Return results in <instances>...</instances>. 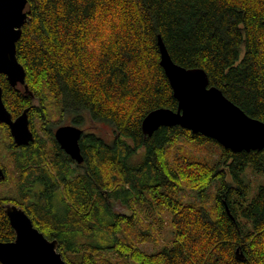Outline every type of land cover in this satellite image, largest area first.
Instances as JSON below:
<instances>
[{
	"label": "trees",
	"instance_id": "obj_1",
	"mask_svg": "<svg viewBox=\"0 0 264 264\" xmlns=\"http://www.w3.org/2000/svg\"><path fill=\"white\" fill-rule=\"evenodd\" d=\"M27 9L17 54L34 95L5 74L0 85L14 118L30 109L35 136L17 145L0 122V240L15 238L5 210L14 203L69 264H264V181L254 191L249 179L264 176V149L235 152L180 125L142 129L153 109L178 108L158 35L175 62L204 68L264 121V0H28ZM88 118L115 136L84 131L78 164L54 125ZM166 223L170 243L142 248Z\"/></svg>",
	"mask_w": 264,
	"mask_h": 264
},
{
	"label": "water",
	"instance_id": "obj_2",
	"mask_svg": "<svg viewBox=\"0 0 264 264\" xmlns=\"http://www.w3.org/2000/svg\"><path fill=\"white\" fill-rule=\"evenodd\" d=\"M28 0H0V75L5 74L11 85L22 84L26 93L34 95L26 83V70L19 61L17 42L30 16ZM161 65L169 78L178 108L159 107L150 111L142 121L144 133L152 135L161 126L180 125L194 133H202L219 141L235 152L264 149V121L250 116L225 95L210 85L202 67H185L175 62L162 38L158 35ZM29 108L13 116L3 99L0 85V122L6 123L17 145L29 144L35 136L31 127ZM55 138L74 160L82 163L85 157L80 140L83 129L72 124L56 128ZM6 177L0 165V179ZM15 230V238L0 240V262L3 264H69L59 251L58 239H49L35 226L22 207L5 205Z\"/></svg>",
	"mask_w": 264,
	"mask_h": 264
},
{
	"label": "rangeland",
	"instance_id": "obj_3",
	"mask_svg": "<svg viewBox=\"0 0 264 264\" xmlns=\"http://www.w3.org/2000/svg\"><path fill=\"white\" fill-rule=\"evenodd\" d=\"M37 122V121H35ZM70 121L64 120V122H59L61 124H68ZM39 125V122L36 123ZM61 124H58L61 125ZM55 129L58 127L56 124L54 125ZM81 128L84 129V131H94L99 134H101L103 137H105L107 140H112L115 136L114 129L113 127L106 122H101V121H91L89 118L87 119L86 123L82 126ZM249 179L251 181V184L253 185V190L255 191L257 185L264 181V176L257 175L254 173H249ZM186 200L191 201L196 198V194L192 192H187L185 195ZM114 210L120 213H126L130 214V210L127 209L124 205H122L120 202H114L113 204ZM157 234L159 235L160 241L156 244L147 242L142 244V248L148 251H155L158 250L159 248H162L164 244L170 243V241L173 238V232L170 224L166 223L163 227H160L159 230L157 231Z\"/></svg>",
	"mask_w": 264,
	"mask_h": 264
},
{
	"label": "flooded vegetation",
	"instance_id": "obj_4",
	"mask_svg": "<svg viewBox=\"0 0 264 264\" xmlns=\"http://www.w3.org/2000/svg\"><path fill=\"white\" fill-rule=\"evenodd\" d=\"M68 124H72V125H76V126L80 127L79 125L74 124V123H72L71 121H70V123L68 122ZM68 124H66V123L64 124V123H63V124H61V125H68ZM61 125H59V126H61ZM59 126H58V127H59ZM80 128H81V127H80ZM82 129H83V128H82ZM55 130H56V129H55ZM54 132H55V131H54ZM83 133H84V129H83ZM54 135H55V134H54ZM82 135H83V134H82ZM81 138H82V137H81ZM72 159H73V158H72ZM73 160H74V159H73ZM77 163H78V162H77ZM78 164H82V163H78Z\"/></svg>",
	"mask_w": 264,
	"mask_h": 264
},
{
	"label": "bare ground",
	"instance_id": "obj_5",
	"mask_svg": "<svg viewBox=\"0 0 264 264\" xmlns=\"http://www.w3.org/2000/svg\"><path fill=\"white\" fill-rule=\"evenodd\" d=\"M55 131V130H54ZM76 161V160H75ZM77 162V161H76ZM79 163V162H78ZM82 163H84V161L82 162Z\"/></svg>",
	"mask_w": 264,
	"mask_h": 264
}]
</instances>
